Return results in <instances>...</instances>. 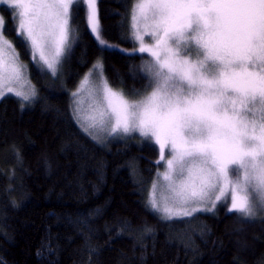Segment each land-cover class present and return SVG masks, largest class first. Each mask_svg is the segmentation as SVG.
I'll return each instance as SVG.
<instances>
[{
	"label": "trees",
	"instance_id": "obj_1",
	"mask_svg": "<svg viewBox=\"0 0 264 264\" xmlns=\"http://www.w3.org/2000/svg\"><path fill=\"white\" fill-rule=\"evenodd\" d=\"M134 3L96 0L104 45L87 27V4L74 5L56 75L38 69L12 30L15 11L0 6L4 35L36 91L31 101L0 99V264H264V217L221 206L162 220L147 204L156 146L136 136L97 142L73 119L70 92L98 61L110 87L146 92V52L130 33Z\"/></svg>",
	"mask_w": 264,
	"mask_h": 264
},
{
	"label": "snow or ice",
	"instance_id": "obj_2",
	"mask_svg": "<svg viewBox=\"0 0 264 264\" xmlns=\"http://www.w3.org/2000/svg\"><path fill=\"white\" fill-rule=\"evenodd\" d=\"M0 2L15 10L12 18L18 25L12 30L32 59L39 57L38 69L56 75L71 47L70 10L84 0ZM95 4L96 0H87V27L104 45ZM131 22L139 52H149L155 59L148 71L156 86L130 100L101 79L96 91L103 110L89 127L107 128L113 137L138 133L158 148L155 163L163 162L166 170L156 175L162 176L168 195L158 203L154 181L148 203L163 218L214 211L217 204L229 203V213L255 216L257 208L264 209V124L257 135V126L241 109L258 99L264 114V0H136ZM140 24L145 31L151 29L147 34L155 40L153 48L144 46ZM4 25L0 16V99L12 93L31 101L34 87L14 88L23 89L30 82L24 77L27 66L4 35ZM192 42L196 49L189 47ZM189 55L196 57L195 62ZM93 68L103 76L102 63ZM88 82L86 75L81 88ZM134 94L138 95L135 90ZM204 202L211 207H201ZM190 205L194 206L189 210Z\"/></svg>",
	"mask_w": 264,
	"mask_h": 264
},
{
	"label": "rangeland",
	"instance_id": "obj_3",
	"mask_svg": "<svg viewBox=\"0 0 264 264\" xmlns=\"http://www.w3.org/2000/svg\"><path fill=\"white\" fill-rule=\"evenodd\" d=\"M84 2L87 4V0H84ZM1 5L9 7V5L7 3L0 2V6ZM11 9H13V8H11ZM70 16H71V10H70ZM131 24H132V22H131V11H130V33H131V38H132V40L134 42L135 50L139 51L140 43H139V41H136L135 37L133 36V29L131 27ZM139 27L141 29V34L144 35V46L146 48H153L155 46V40L153 38H151L150 35L147 34L148 32L151 31V29L149 28L147 31H145V28H144L143 24H140ZM92 35H93V37L95 39H97L96 36L93 33H92ZM189 47H191L192 49H196L197 46L195 45L194 42H192L189 45ZM66 54H67V51H66L65 55L61 58V62H60V64L57 67V72L61 69L60 67L62 65L63 59L65 58ZM180 54L183 57L184 56V50H181ZM161 55L163 56V54H161ZM145 57L146 58L140 64V68H141V71L143 72V74L148 79L147 90H146V92H144L143 94H141V95H139L137 97H135V96H126L125 95L130 100L131 99H140V98H142L144 95L149 94L156 86L155 85V77H154L153 73L148 71V68L151 65H154L155 59H154V57H152L150 55L149 52L145 53ZM188 58L190 60H192L193 62H195L196 57L194 55H189ZM38 59H39V57L37 56L36 61H38ZM93 66L91 67V69L89 71H87V73L84 76H82L79 79V81L77 82L75 87L70 92L71 113H72L73 119L75 120V122L77 123L79 128L86 135H88L90 138H92L93 140H95L97 142H102L103 140L108 141L111 138H113V139H123V138H128V137H133V136L134 137L136 136L139 139H144V138L140 137V135L138 133H132L131 135H128V136H124L123 134H119L118 136L113 137V136H110L108 134L109 129H107V128L105 130L101 131L98 128L89 127V124L91 123L92 118H94V117L98 118L100 111L103 110V105L101 104V102L99 100V96L97 94L96 88H97V86L100 85L101 79H105V78H104V76L101 77L99 75V70L94 69ZM43 69L46 70L47 72H49L50 74H52L51 71L47 70L46 68H43ZM165 71H167V69H165ZM90 72H91V75H89ZM86 75H88L89 82L87 84H84V86L81 88V82L84 80V77ZM24 77L28 81V78L26 76V71L24 72ZM150 81H152L151 85H150ZM29 87H32V85L29 84V83H26L24 85L23 89L19 88V86L14 85V88H16V90H22V91H27ZM185 87H187L186 84H185ZM115 90L116 91H120L118 89H115ZM74 92L78 93L77 96H75V97L72 95ZM10 95L11 96H15L12 93H7L5 96H10ZM15 97H17V96H15ZM18 98H21V97H18ZM237 107H238V109L240 108L239 105H237ZM241 112H242V114L245 115V118L247 120H249L250 122H254L255 123V125L257 126L256 134L258 135L259 134V125L264 124V114H262V112H261V105L259 104L258 99L254 103H249V104L245 105L244 109H241ZM85 128L88 129L87 132L84 130ZM93 137H95V139ZM157 150H158V148H157ZM158 158H159V152H158ZM156 170H157L156 174H157V172L163 173L166 170L163 162L160 165H158ZM156 174L153 176L152 183L149 186L147 204H148L149 209L152 212H154L155 214H157L162 220H166V221L179 220V219L189 218V217H192V216H194L196 214H200V213H206V214L207 213H212V212L216 211L221 206L223 207V209H224V211L226 213H229L227 208L230 207V203L228 205L217 204V206H216L214 211L197 212V213H194L191 216L180 217V218H177V219H166V218H163L164 214L162 212L153 211L151 209L150 204L148 203V201L150 199V196L152 195V191H153L152 185H153L154 181L157 184V188H156V192H155V197L157 199V202L160 203V204H163L164 203L163 197L168 195V192L165 190V187H164V183L165 182L163 181L162 176L161 177H157ZM229 178L230 179H234V177L231 176V175H230ZM169 206L170 207H174V209L178 210V206L172 205L171 202H169ZM192 206H194V205L188 206V209L190 210V208ZM200 206L201 207H211V204L209 202H204ZM232 213H236V212H232ZM259 217H264V209L257 208L255 210V216L250 217V218H259Z\"/></svg>",
	"mask_w": 264,
	"mask_h": 264
}]
</instances>
